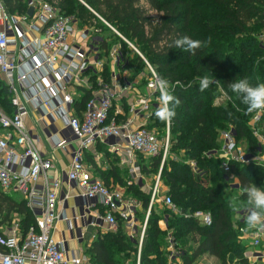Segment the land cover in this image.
Here are the masks:
<instances>
[{"label": "trees", "instance_id": "obj_1", "mask_svg": "<svg viewBox=\"0 0 264 264\" xmlns=\"http://www.w3.org/2000/svg\"><path fill=\"white\" fill-rule=\"evenodd\" d=\"M6 1L12 12L27 9L24 0ZM85 1L140 50L156 68L159 77L169 80L172 85L177 80L183 85L172 89L180 104L170 122L172 153L174 150L182 157L166 159L161 171L162 182L168 187L166 195L171 196L179 212L166 206L164 211L170 214L167 227L163 229L159 203L152 205L140 251V264H168V236H172L182 264H196L204 255L216 257L221 264H229L228 253L237 257L236 264H250L249 246L236 242L245 220L235 217L246 208L244 187L250 184L264 187V168L253 159L250 162L231 160L225 169L223 159L213 152H219L218 148H221L219 130L229 127L235 130L237 142L246 143L250 154L259 152L261 141L254 133V127L264 135V115L254 126L252 120L256 112L246 114V106L228 85L245 77L253 86L264 83V42L258 41V35L264 32V0ZM142 1L148 3L151 10L161 13L159 18L149 17L148 9L139 7ZM58 7L63 15L77 18L80 27L90 26L95 20L102 31H109L113 42L100 43V49L108 54L112 44L119 43L123 54H132L127 66L133 73L138 74L141 67L146 66L138 53L78 0H59ZM184 36L200 40L203 46L195 54L170 46ZM110 72V66H106V79H109ZM205 75L213 76L218 83L201 92L199 78ZM222 90L229 99L225 104L216 105L215 100ZM89 95L88 91L82 95L80 105H84ZM0 108L7 113L13 111L10 90L1 76ZM98 149L102 151L104 146L100 144ZM106 158L111 163L119 161L110 156L108 150ZM145 159L140 160L141 173L159 172L161 156ZM191 161L195 162L197 171ZM113 167L123 169L119 164ZM96 169L107 186L110 177L117 185L125 184L113 168ZM236 184L239 187L233 186ZM229 191L232 197H227ZM126 194L140 203L135 217L143 223L151 192L132 184L126 185ZM234 199L240 205L239 210L230 205ZM197 210L211 213L213 222L210 226L193 216ZM0 214L4 221L16 215L24 235L36 224L27 200L6 194L1 189ZM125 226L126 222L119 218L116 231L98 232L88 246L90 264H125L132 253L136 255L133 263H137L140 228L135 230L133 237L128 235Z\"/></svg>", "mask_w": 264, "mask_h": 264}, {"label": "built area", "instance_id": "obj_2", "mask_svg": "<svg viewBox=\"0 0 264 264\" xmlns=\"http://www.w3.org/2000/svg\"><path fill=\"white\" fill-rule=\"evenodd\" d=\"M24 2L27 4L25 12L19 9L12 12L7 1L0 0V76L10 90L13 107L12 113L0 108V130L4 129L0 132V189L6 194L20 193L34 213L36 224L24 235L16 215L4 221L0 214V264L83 263L80 256L69 258L65 242L52 235L58 221L70 223V220L58 209L62 181H50L48 176L56 156L42 154L36 146L35 135L27 126L26 118L32 112L38 115L36 127L44 121V129L51 136L53 132L60 134L54 148L70 153L67 180L77 188L78 198L85 204L79 218L89 213L97 223L104 224L107 231L117 230L119 218L133 230L138 225L137 208L125 199L121 190H112L95 174L93 164L87 160L89 154L94 152L97 162L100 158L98 145H103L120 158L121 166L128 168L132 178L141 174L139 156H161L148 214L142 224L136 263L140 264L152 205L161 202L179 212L171 196L161 192V171L170 147V131L160 137L145 125L152 117L148 114L149 108L159 106V92L154 87L158 74L131 41L87 4L110 31L144 60L148 75L147 94L138 93L134 84L121 75L132 54H123L119 43L113 44L108 54H102L105 51L99 44L109 42L110 32L102 31L97 21L80 27L79 20L63 15L57 3ZM30 7L34 8L32 16L27 13ZM106 66L111 69L109 79L104 76ZM87 91L90 97L80 105L81 97ZM221 95L223 99L229 98L224 90ZM215 104H220L218 97ZM263 115L264 111L256 112L252 124L255 126L260 122ZM135 123L140 125L134 126ZM254 133L261 141L262 151L259 152H262L260 160L264 168V135L255 127ZM225 134L221 151H214L223 159V168H228L231 160L250 162L256 159L240 149L231 133ZM190 163L197 171L195 162ZM193 216L207 226L213 222L210 212L197 210ZM258 234L253 240L255 246L260 244ZM169 240L168 264H182L172 236Z\"/></svg>", "mask_w": 264, "mask_h": 264}, {"label": "crops", "instance_id": "obj_3", "mask_svg": "<svg viewBox=\"0 0 264 264\" xmlns=\"http://www.w3.org/2000/svg\"><path fill=\"white\" fill-rule=\"evenodd\" d=\"M37 116H38L37 113L32 112L31 115L26 118V123L28 128L35 135L36 146L42 152V154L45 156L54 154L56 156V161L54 162L53 168L49 171L48 176L50 181L61 179L62 183L59 187L58 209L59 211L63 212L66 215V217L70 220V223L69 221L67 222L65 220L58 221L52 232V235L56 240L65 242L67 255L69 258H71L74 255L82 257V252L85 246L87 245L89 246L93 242L94 238H96L98 232L100 231V228L103 229L104 227L106 228V226L101 222L97 223V220L89 216V213H87L86 216L79 218L81 214H83L84 211L83 206L85 204L82 202L80 198H78L77 188L73 185H70L67 180V172L69 171L70 161H71L70 153L62 148H57V149L54 148L55 140L60 139L59 136L60 134L54 135L53 132L52 134L53 136H51V134H49L48 131H45L44 129L46 127L44 121L40 122V125L36 127L35 120ZM105 150L107 151L106 147H104V150L102 151L98 149L100 158L97 162L94 161V152H91L87 158V160L91 164H93L94 172L97 175H99L96 169L97 167L100 168L101 170L108 169V165H107L108 160L106 158ZM109 154H111L115 158H118L119 162L121 161L117 155L112 154L111 152H109ZM99 177L101 176L99 175ZM21 197L23 196L21 195ZM246 214L247 213H244L243 216ZM242 220L245 219L242 218ZM161 223L164 222L161 221ZM161 227L165 229L164 225H162ZM255 231L260 234V235L258 234L260 238V244L258 246H255L253 241H250V243L252 242V246H251L252 249L250 250L249 248V252L247 253L249 258V263L264 264V231L252 229V233L250 234L252 236H255V238L257 237V233ZM129 233L132 235L134 231H129ZM204 256L207 259L210 258V260L217 259L216 257L210 255H204ZM229 262L231 264L235 262V255L233 254L229 255Z\"/></svg>", "mask_w": 264, "mask_h": 264}, {"label": "rangeland", "instance_id": "obj_4", "mask_svg": "<svg viewBox=\"0 0 264 264\" xmlns=\"http://www.w3.org/2000/svg\"><path fill=\"white\" fill-rule=\"evenodd\" d=\"M44 1H50V2H53V3L59 4V0H44ZM78 2L81 5L83 4L85 7H87V5H88L85 0H78ZM88 6H90V5H88ZM139 7L148 9L147 15L149 17L159 18V16L161 15V13H159V12H157L155 10H151L150 9V5L148 3H146L145 1H142L141 3H139ZM106 35H107V33H106ZM106 35L104 34L105 37H106ZM108 41L109 42H113V38H110L109 37L108 38ZM258 41L260 43L261 42H264V32L258 35ZM113 44H116V42L113 43ZM102 54H105V53H102ZM141 68H142V70H140V72L138 74H135V73L132 72V70L129 67L127 68V66H126V69H125L126 71L124 73H122L121 75H122V77L125 76L126 78H128L134 84V86L136 87L135 90L138 93L145 95V94L148 93V90L146 89V84H145L146 83V80H147V76H148L147 75V67L144 66V67H141ZM153 68L157 72V70H156V68L154 66H153ZM120 72H122V71L120 70ZM221 94H222V91H221ZM221 94L218 96V100L220 101V104H225L227 102V99H223L224 96L221 95ZM153 107L155 109L154 108H151V107L149 108L148 114H150L152 117H151L150 121H148L145 125L149 129H152L155 132H157L160 137L166 135L167 134V131H170V140L171 141H170V147H169V150H168V154H167V158L166 159L171 158V157H174L176 159L177 158H181L182 156L180 154H178V153L176 154V151L173 150V153H172V147H173L174 144H173V141H172V138H171V129H170L169 123L160 121L155 116V111H156V109L159 106H153ZM125 113H128V112L125 110ZM140 122L143 123L144 121H140ZM137 125H140V124L139 123H135L134 124V126H137ZM168 126H169V129H168ZM2 131H4V129L0 130V132H2ZM224 133H226L225 135H228V133H231V137L234 140L236 139V132H235V130L232 127H229L227 130H225V129L224 130H221V131L219 130V133H218V141H219V144H220L221 147L223 145L222 143L224 142V141H222V140H224ZM235 142L240 147V149L242 151H244L246 154H248L249 156H252V155L256 156V159H255L256 163L262 164V161L260 160V154H262V152H258L257 151L254 154L251 153L252 154L251 155L250 152L248 151V149L246 148V143H239L236 140H235ZM218 149L220 150L221 148H218ZM258 150L259 151L260 150L262 151V148H260V146H259ZM110 156H112V155L110 154ZM139 159L141 161L146 160L143 156H139ZM107 160H108L107 161L108 169L109 168H113L114 170H116V172H118V174H119L118 177L121 178V180L123 181V184L125 183L124 185H122V184L117 185L116 182L114 181V178L110 177L109 178V181H108V187L111 188L112 190H121V192L124 194L125 199L127 201H131V203H133V205H136V208L139 209L140 208V203L135 198H132V197L128 196L130 194H128V195L126 194V185L136 184V185H139L142 190L146 191L147 193L148 192L150 193L151 192V189L154 186L155 178L157 177V175H158L159 172H157V173L155 172V173H151V174L141 173L136 178H132V176L129 173V170H128V168L126 166L125 167H122L123 169L121 170V169H118L117 167H113L114 165L116 166L117 164L120 165V162L119 161L114 160V158H113L114 163H115L114 164V163H111L108 158H107ZM140 168L141 167L139 166V169ZM132 180H133V182H132ZM259 187H262V186L260 185ZM161 188H162L161 189L162 194H166L168 192V187L164 185V182H162ZM11 195H13L14 197H17V198H20L21 197V194L20 193H12ZM232 196L233 195L231 194L230 191L227 192V197H232ZM158 203H159L158 206L160 207L159 209L162 211L161 213H162V216H163V220H161V221L164 222V223H161V221H160V224H161V226L164 225V227L166 228L167 227L166 224H167V221L169 219V214L170 213H166V211H164V210H167V207L164 204H161V202H158ZM246 207H247V205H246ZM243 212L246 213V208H244V210L240 211L239 214L236 215L235 219H237V220L240 219V218H244L245 219L246 215L243 216V214H244ZM147 214H148V212L146 214H144V216L147 217ZM144 221H143V223H144ZM143 223L142 222H138V225H136L133 228V230H132V228L129 229V226L126 225L125 227H126V231H127L128 235L134 237V233L132 235H130L129 234V231H134L135 232V230L138 231L137 229L140 228V233L138 234L139 235V240H140L141 230H142V224ZM104 228L103 229L100 228V232H102V231L107 232L108 229L105 228V230H104ZM239 232H240L239 233V236H238V238H236L237 244H242L243 246H247V247L249 246V248L251 250L252 249L251 248L252 242L250 243V241H253V239L255 238V236H252L250 234V233H252V229H249L248 226H247V224H246V222H245L243 228H240V231ZM169 237L170 236H168V238H167L168 244H169V242H171L169 240ZM87 252H88V245L85 246V248L83 249V252H82V257H81L82 258V262H83L82 264H90V259H89V255H88ZM137 252L139 253V249H138ZM248 252H249V249H248ZM232 254L231 253H228V255H227V260H228V263L229 264H231L229 262V255H232ZM135 256L136 255L134 253L130 254V258L127 260V262L125 264H134L133 261H134ZM208 257H210V256H208ZM236 262H237V257L235 256V262L233 264H236ZM196 264H221V263H220V261L218 259H212V260H210V258L207 259L205 256H203V257L199 258L196 261Z\"/></svg>", "mask_w": 264, "mask_h": 264}, {"label": "clouds", "instance_id": "obj_5", "mask_svg": "<svg viewBox=\"0 0 264 264\" xmlns=\"http://www.w3.org/2000/svg\"><path fill=\"white\" fill-rule=\"evenodd\" d=\"M170 46L195 54L196 50L203 46V42L184 36L174 40ZM215 83L218 81L213 76L205 75L199 78V89L203 92ZM154 87L159 92V107L155 111V116L162 122L170 123L176 116V107L180 104L179 99L172 94V89L183 87V85L178 80L172 85L169 80L157 76ZM228 87L246 106V114L264 111V83L253 86L245 77L234 80ZM243 194L247 197L245 222L248 228L264 231V187L250 184L244 187ZM230 205L235 210L240 208L235 199L230 202Z\"/></svg>", "mask_w": 264, "mask_h": 264}, {"label": "water", "instance_id": "obj_6", "mask_svg": "<svg viewBox=\"0 0 264 264\" xmlns=\"http://www.w3.org/2000/svg\"><path fill=\"white\" fill-rule=\"evenodd\" d=\"M33 12H34V8L33 7H30L28 9V11H27V13H28L29 16H32ZM213 153H215V152H213ZM233 186L239 187V184H236V185H233Z\"/></svg>", "mask_w": 264, "mask_h": 264}]
</instances>
